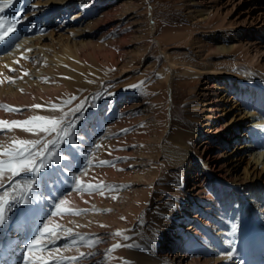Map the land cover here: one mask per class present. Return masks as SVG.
<instances>
[{
  "label": "bare ground",
  "instance_id": "obj_1",
  "mask_svg": "<svg viewBox=\"0 0 264 264\" xmlns=\"http://www.w3.org/2000/svg\"><path fill=\"white\" fill-rule=\"evenodd\" d=\"M244 2H176L182 11L199 20L195 22L214 30L206 33L204 41L190 28L176 32V36L185 35L181 37L186 41L172 49L162 42L163 34L159 35L158 24L164 23L165 16L156 0H144L143 5L135 0H0V7L4 8L0 12V188L13 180L15 175L9 165L18 163V152H38L58 132L71 133L70 128L64 132L61 129L74 116L83 117L75 134L68 136L71 157L69 148L58 142L57 147L49 145L48 152L41 153L44 165L39 173L17 170V175L28 174L33 181L32 194L21 193L22 201L31 198L32 202H22L24 208L28 207L23 211V220L1 229L10 199V191H4L6 194L0 199V238L5 237L7 246H0V264H20L19 259L29 250L31 235L40 234L41 222L47 224L45 230L48 228L50 232L45 235L49 237L46 243L52 247L38 253L39 258L58 257L61 245L80 244L84 236L74 227V222L81 219L75 213L97 195L96 189L102 184L78 175L73 203L56 191L63 190L61 186L64 187L70 168L83 158L96 165L88 171L95 180L122 173L120 166H124L128 152L141 143L156 149L149 156L166 169L163 179L166 182L159 183L162 179L157 177L153 186L173 190L177 196L167 193L158 202L150 198L135 206L141 210L135 226L144 227L148 219L147 226L153 230L143 233L149 241L145 249L136 248L145 243L132 241L129 254L134 257V264H264V0H247L248 6L243 9ZM223 7L228 13L233 11V20L222 18L219 23L212 22ZM58 8L61 13L53 20L51 12ZM142 19L146 20L144 26ZM80 23H83L80 33L104 24L108 46L105 53L99 50V58L105 62L108 73L117 66L124 71L121 74L139 67L150 52L148 45L156 44L162 57L160 88L165 85V90L156 92L153 101L166 97L169 107V116L160 129L161 110L137 83L110 90L103 96L84 97L69 106L71 109L62 113V117L51 116L54 109L63 110L64 103L53 106L49 101L74 84L78 89L92 86L90 73L100 72L103 63L83 59L88 55L84 52L90 49L88 45L97 44L91 39L79 40V48L74 46L75 42L63 48L74 60L55 54L54 48L41 53L39 31L45 28L65 31ZM132 37L133 41L147 40L148 45L140 43L132 47ZM234 40L245 47L246 57L241 64L229 60ZM33 55H40L43 62L47 60L49 68L46 71L38 68L7 82L12 77L10 69L17 68L20 72L18 67L24 57ZM131 57H137V63H131ZM66 59L77 62L79 69H69ZM152 63L158 65V60ZM48 73L51 79L42 83V77ZM179 73L188 79L177 83ZM185 84L191 87L181 105L191 122L183 128L174 124L172 111L181 98V92L177 95L176 91ZM78 105L82 111L74 113ZM51 122L56 123V131L41 130L50 127ZM101 131L105 132L106 141L94 152L92 138ZM37 140L41 141L38 145L24 143ZM36 159L38 162L40 157ZM139 172L138 176L147 174V170ZM141 189L146 187L137 188ZM50 193L55 195L54 203ZM132 202L123 206L127 213L134 210L128 206ZM57 204L60 208L54 215L51 208ZM145 214L150 215L144 217ZM21 230L28 233L20 237ZM81 246L75 247V253ZM47 253L52 255L46 256Z\"/></svg>",
  "mask_w": 264,
  "mask_h": 264
},
{
  "label": "rangeland",
  "instance_id": "obj_2",
  "mask_svg": "<svg viewBox=\"0 0 264 264\" xmlns=\"http://www.w3.org/2000/svg\"><path fill=\"white\" fill-rule=\"evenodd\" d=\"M99 1L100 0H97V2ZM178 1L180 0H156L157 6L163 9V12H161L165 16L164 23L158 24L159 35L160 33L163 34L161 36V38L163 39L162 42L165 43L166 46L170 45L172 49L178 47V44H184L186 41L181 37L185 35L176 36V32L188 31L190 28L191 31H194L195 34L198 35L200 40L204 41L203 39L207 38L206 33L214 30L212 27H204L202 24L195 22L199 20H197L196 17L190 16L189 13L182 11L176 4V2ZM246 1L247 0H245L244 2L245 7H243V9L248 6V3ZM135 2H137L139 5L144 4V0H135ZM26 11H28V9H26L25 12ZM208 11L209 10L205 12ZM226 11L227 9L223 7L222 11L215 14L211 21L214 23H219L222 21V18H225L224 20L229 19L232 21L233 11L231 13H228ZM51 13L52 14L50 17L53 20H56V18L59 17V13H61V8L55 9ZM90 18L92 19L97 17ZM158 20L160 21V19ZM101 24L103 26H101L100 28L85 30V33H80V31L83 30V23L75 24L65 31L49 30L50 28H45L39 31V35H41L39 37V52H47L54 48L56 50L55 54H64L65 56L70 57L74 60V57L65 52L63 48L68 44H72L73 42H75L74 46L79 48L80 46L77 43L79 40L91 39L97 44L90 43L88 45L90 49L84 51L85 54L88 55L86 57H83V59L89 60L93 63H96L95 60H100L103 63L100 65V72H96L99 70H94L90 73L91 79L93 78L92 86H84L78 89V85L74 84L69 89L66 88L62 92H59L57 98L61 100L54 98L49 101L53 106H58V104L64 103L63 110L56 108L53 110V115L51 116L62 117V113H67V110L70 108L69 106L73 107L81 100H83L84 97H91L93 94L97 96H103L107 92H110V90L117 89L119 87H127L132 83H137L140 84L143 90L147 93L149 100L154 102L152 104L156 105L161 110L158 121L160 129L165 123V119L169 116V107L167 105L168 102L166 97H160L156 101H153V96L156 94V92H158L160 89H162V91L165 90V85H163V88H160V85H162L163 82L161 81L159 74L162 57L157 49L156 44L151 43L150 45H148L147 40L133 41L132 37V47L134 45H139L140 43L142 45L149 46L150 52L148 53L146 59H143V63L139 67L128 70L124 74H121L124 71L118 66L114 69H111L110 73H108L105 62L99 58V50L105 53V47L108 46L105 36L106 28L104 27L103 23ZM141 24L142 26H144L146 24V20L142 19ZM192 24H196L199 27H196ZM58 32H61L59 34L60 36H55L56 34H58ZM51 36L53 37L51 38ZM233 39H238V37H234ZM232 48L233 49L230 52L231 54H229V60H233V62H240L241 64V62L246 57L245 47L234 40ZM128 53L130 54V52ZM135 58L137 57H131L130 62L137 63V59ZM154 60H158V65H154L152 63ZM46 61H41L40 55L24 57V62L19 64L18 67L20 72L17 71V68H11L10 75L12 77H10V80H8L7 82L19 79L22 77L21 75H24L25 73L28 74L33 70H37L38 68L40 70L46 71L47 68H49V64H47ZM66 62L69 69H79L77 62H72L68 59H66ZM50 79L51 78L48 73L42 77L41 82L47 84ZM186 79L188 78L184 79L183 76H181V73H179L176 82L178 81L177 83H180ZM190 87L191 86H189V84H185L181 88H178L176 94L179 95V93L181 92V98L178 102L174 103L175 106L172 111V119L174 124H179L183 128L191 122L184 115L181 105L183 97L186 96ZM48 110L51 111V108H48ZM143 130L145 131V129ZM104 133V131H101L92 138V142L94 143V146H92V148L94 152L103 147V145L105 144L106 135ZM150 151L156 152V149H154L152 146H145L141 143V145L137 149L130 150L128 152L127 157L124 159V166H120V168L123 170L122 173L116 172V176L105 175V177H100L97 180H95L94 176L92 177L91 174H88L89 168L96 165H92L87 160H85V158L80 159L76 166L70 168L69 175L63 181L64 187L61 186V188H63V190H61L62 192L57 190L56 193H58V196L61 197L67 196L69 203H73L75 199L74 192L76 191L78 186V175H83L82 178L85 180L89 178L91 181L102 184V186L96 189L97 195L95 197H92L91 200L85 201L83 206L78 207L75 213L78 215L76 217H79L82 220L77 219V222H74V227L76 228L77 232L81 233V236H84V240L80 241V244L73 247L61 245L58 251L59 253L57 252V254H59L58 257H50L52 253H47L46 256L49 255L50 258H47L48 260L41 259L45 257V255H42L41 258H39L37 254L46 252L52 247L49 243H46L49 240L48 233L50 232L48 228L45 230L44 226H46L47 224L41 222L39 228L41 230L44 229L45 231H40V234H38L39 232L32 234L31 241L33 239L39 238V247L42 246L46 248L44 249L40 247L38 249V245H34L35 247H37V251L34 246V248L29 249L27 252V259H25L24 255H22V257L19 259L20 264H62V261H66V264H134V257H131L129 254L130 249H132V241L136 240L138 242L145 243L136 246L138 250L145 249L149 241H147V239L143 236V233L145 231L152 232L153 230V227L149 228L147 226V223L149 222L148 219L145 221L144 227L141 228L135 226L136 219L141 213V210H136L135 206H139L141 201L143 203L150 198H152L153 202H158L160 196L166 195L167 193L175 194L173 190L168 191V189L166 188L153 186L152 183H154L157 177H161L162 179L161 181H159V183L166 182V180H163L165 179L166 169L163 166H158V163L154 160L155 158L149 156ZM140 170H147V174L138 176ZM32 185L33 181L31 180V177L28 176V174L23 173L15 175L13 177V180L9 184L0 188V199L6 194L4 192L6 189L10 191L11 199H9V201L7 202V209L5 211L3 221L1 222V229H6L5 226L9 224L11 227L13 224H17L18 221L23 220L22 218L24 212L20 211V209L24 208V204L21 200L23 198V195L21 193L28 192L32 194ZM141 186L146 187V189L137 190V188ZM134 190H136L137 192L134 193ZM50 196L51 202H55V195H53V193H50ZM131 200L133 202L131 204H128V206L133 207L134 210L130 213H127L123 206L125 203H128ZM74 206L76 205L74 204ZM67 210L68 209H66L65 211ZM58 211L59 209L55 205H53L51 208V212L55 215L58 213ZM68 213L63 214L70 215ZM149 215L150 214H145L144 217H147ZM121 222H123V227H121ZM25 233L28 232L24 230L21 232V234H19V236H24ZM1 244H5L7 246L5 237L0 238V246ZM162 244H164V241L158 244L159 247H161ZM80 245H82L81 248L77 251V253H75V250H77L75 247ZM23 261H25V263Z\"/></svg>",
  "mask_w": 264,
  "mask_h": 264
},
{
  "label": "snow or ice",
  "instance_id": "obj_3",
  "mask_svg": "<svg viewBox=\"0 0 264 264\" xmlns=\"http://www.w3.org/2000/svg\"><path fill=\"white\" fill-rule=\"evenodd\" d=\"M9 2H11V0H9ZM7 5H5L6 7ZM4 8L0 7V12H3ZM34 107L36 108H40L42 107L41 105H35ZM74 113H79L82 111V106L78 105L77 108L75 110H73ZM38 119H42V120H46L47 118L45 117H40ZM83 119L82 116L80 117H75L74 119L71 121H68L65 124V127L63 129H61V132L66 131L67 129H72V132L69 133L68 135H61L60 132L57 133V136L55 139L51 140L48 142V144H45L44 147L42 149H40L38 152H32V151H28L26 154L24 151H20L17 153L16 155V160L18 161V163H14V164H10L9 167L13 173V175H17L18 174V169L20 172H34V173H39L40 172V166L44 165V157L41 156V153H47L49 150V145H51L53 148L57 147V143H61L63 144L65 147L69 148V152L68 155L71 157V152H72V148L70 145V141L68 136L69 135H74L75 134V128L76 125L79 123V120ZM41 130L46 131V132H51V131H56V123L55 122H51V126L47 127V128H42ZM25 144H32V145H38L41 143V141L37 140V141H25ZM61 151H63V149H61ZM37 157H40L39 161L37 162ZM74 158V157H73ZM46 175V173L44 174ZM31 187V185H30ZM23 203L29 204L32 202L31 198L22 201ZM56 207L59 209L60 205L57 204ZM28 207L22 208L20 209L21 211H27ZM41 231H45L44 229H42ZM39 241V238L37 239H33L31 241V244L27 245L29 249L32 248L33 245H37ZM24 258L27 259V253H24ZM229 256L232 255V253L228 254Z\"/></svg>",
  "mask_w": 264,
  "mask_h": 264
}]
</instances>
